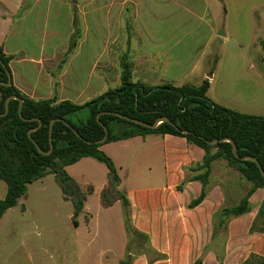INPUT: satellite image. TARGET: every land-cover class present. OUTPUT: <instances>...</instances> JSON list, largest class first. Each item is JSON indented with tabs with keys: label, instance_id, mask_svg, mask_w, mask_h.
I'll return each instance as SVG.
<instances>
[{
	"label": "crops",
	"instance_id": "obj_1",
	"mask_svg": "<svg viewBox=\"0 0 264 264\" xmlns=\"http://www.w3.org/2000/svg\"><path fill=\"white\" fill-rule=\"evenodd\" d=\"M225 1L0 0V46L11 57L13 85L36 101L55 98L84 104L119 85L121 62L118 77L108 72L122 42L126 48L121 59L127 55L133 63L134 82L182 86L197 76L196 85L209 80L208 96L217 78L215 71L210 75L212 52L223 39L218 35V14L228 13ZM75 33L79 34L76 49L66 59ZM262 90L261 83L241 82L229 87L231 99L226 103L214 102L263 116L257 113ZM100 150L113 161L120 178L118 190L128 205L122 201L109 208L101 205L108 184L104 163L84 157L66 167L84 191L92 188L74 228L84 227L90 236L97 214L107 210L116 211L122 233L117 247L100 248L96 255L91 251L81 258L85 264H108V256L116 260L114 264H244L253 255L264 258V232L252 231L264 188L251 193L246 213L219 226L222 211L237 206L252 188L226 160L212 162L204 187L197 177L205 170L197 167L203 164L205 151L185 137L135 136L106 143ZM95 161L100 163L96 164L98 186L96 177L80 176L82 168ZM77 169L81 170L77 173ZM204 191L203 199L193 205ZM91 197L97 200L96 211L90 207Z\"/></svg>",
	"mask_w": 264,
	"mask_h": 264
},
{
	"label": "trees",
	"instance_id": "obj_2",
	"mask_svg": "<svg viewBox=\"0 0 264 264\" xmlns=\"http://www.w3.org/2000/svg\"><path fill=\"white\" fill-rule=\"evenodd\" d=\"M78 38L79 34L75 33L65 55L66 59L76 49ZM261 44L264 49V40ZM10 60L11 57L7 56L0 46V83H5L0 85L3 97L0 102V114L6 112V99L17 96L23 100L22 116L25 119L35 120L26 122L21 119L18 100H10L8 113L0 116V179L7 186L6 196L0 200V220L25 195L27 184L53 174L62 189L63 199L73 206L72 223L77 227V219L83 212L85 201L92 188L84 191L67 173L66 167L84 157L95 158L104 163L108 169V184L101 193V205L109 208L117 201H122L127 206L126 196L118 190L120 178L116 167L100 147L109 142L150 134L181 136L200 146L205 151V158L197 169H204L205 172L197 179L202 181L204 187L208 182L212 162L219 159L226 160L230 167L252 184L248 194L237 206L222 211L218 217L220 227L225 225L227 218L246 213L251 193L257 188H264V178L255 163L237 159L228 142L215 145L208 143L212 140L231 138L236 144L239 156L255 157L264 170V115L242 114L215 103L207 96L209 80L203 81L200 85L182 86L171 83L150 86L142 82H134L133 63L127 55H124L121 59L119 85L108 89L98 97L84 104L58 102L55 98L36 101L19 91L13 83L10 86L6 85L11 77ZM108 112L137 119L147 125H152L158 118L166 117L172 124L162 123L157 128L150 129ZM99 114H101L100 121L108 128L109 135L104 144L97 145L94 142L105 135L103 126L97 121ZM36 119L42 122V126L32 133V138L44 152L50 150V122L54 119L62 120L53 126L54 150L49 156L41 155L28 137V132L39 126ZM72 129L84 140L92 143H86L78 138ZM182 131H188L190 134H183ZM204 195L205 191L193 205L198 204ZM252 231L264 232V202ZM244 264H264V258L253 255Z\"/></svg>",
	"mask_w": 264,
	"mask_h": 264
},
{
	"label": "rangeland",
	"instance_id": "obj_3",
	"mask_svg": "<svg viewBox=\"0 0 264 264\" xmlns=\"http://www.w3.org/2000/svg\"><path fill=\"white\" fill-rule=\"evenodd\" d=\"M225 4L228 13H219L218 20L227 37L221 39L223 43L217 42L214 46L210 75L215 71L217 78L208 93V97L213 101L218 99L219 104L231 99L228 94L231 85L234 88L241 82L264 85V49L261 44L264 40V0H226ZM75 25L80 27V24ZM125 48L124 42L117 47L108 76H119ZM186 83L196 85L200 80L195 76ZM260 107L257 113L264 115V90L261 91ZM96 164L100 163L87 164L80 176L83 175L85 180L86 176L96 177L94 183L98 186L100 169ZM101 166L105 168V165ZM80 170L77 169V173ZM74 172L71 170L73 175ZM80 183L85 184L84 180ZM6 193L7 186L0 179V199H4ZM89 202L96 211L97 200L95 202L91 197ZM72 216L73 206L63 199L62 189L53 174L27 184L25 195L0 220V264H85L87 262L81 258L85 259L91 251L96 255L100 248L110 249L121 243L116 211L101 210L97 214L91 237L84 227L74 228ZM137 238L144 241L140 236ZM106 260L108 264L116 261L112 257L109 260V256Z\"/></svg>",
	"mask_w": 264,
	"mask_h": 264
},
{
	"label": "water",
	"instance_id": "obj_4",
	"mask_svg": "<svg viewBox=\"0 0 264 264\" xmlns=\"http://www.w3.org/2000/svg\"><path fill=\"white\" fill-rule=\"evenodd\" d=\"M218 35L221 36V37H225V32H224V30H222ZM0 62H1V61H0ZM3 67H4V64H3ZM3 84H5V83H0V85H3ZM11 84H12V78L10 77V79H9V81L6 83V85L10 86ZM2 99H3V97H2V92L0 91V102L2 101ZM10 100H18V101H19V103H20V104H19V116L21 117V119H22L23 121L29 122V121H33V120H35V119H32V120H30V119H25V118L22 116L23 100H22L21 98L17 97V96H11V97H9V98L6 99V101H5L6 112H5L4 114H0V116H5V115L8 113V111H9V101H10ZM108 113H111V114H113V115H115V116H117V117H119V118H121V119H124V120H126V121H130V122H133V123H135V124H138V125H141V126H144V127L150 128V129H155V128H157L160 124H162V123H169V124H172V123L170 122V120H169L168 118H166V117L158 118V119H157L152 125H147L146 123H143V122H141V121H139V120H137V119H133V118H130V117H128V116H125V115H122V114H119V113H112V112H108ZM100 117H101V114H99V115L97 116V121H98V123H99L100 125L103 126L104 131H105V135H104V137H103L102 139H100V140L94 142V143L97 144V145H99V144H104V143L107 141V139H108V135H109L108 128H107L106 126H104V125L101 123V121H100ZM36 120H38V119H36ZM59 121H62V120H61V119H54V120H52V121L50 122V126H49V142H50V150H49V152H44L43 150H41L40 147L38 146V144H37V143L35 142V140L32 138V133L35 132V131H37V130L42 126V122H41L40 120H38V122H39V126H38V128L31 129V130L28 132V137H29V139L31 140V142H33V144L35 145L36 149L38 150V152H39L41 155L49 156V155L52 154V152H53V150H54V145H53V126H54V124H55L56 122H59ZM66 125L69 126L68 124H66ZM174 127H175L176 130H179L178 127H176V126H174ZM72 130L74 131L75 135H76L78 138L82 139V140L85 141L86 143H89V144L92 143V142H90V141H86V140H84V139L79 135V133L76 132L74 129H72ZM182 132H183V134H190V132H188V131H182ZM223 142H228V143L231 144V146H232V152H233L234 156H235L237 159H239V160H241V161H251V162L255 163V164L257 165V167L259 168L261 175H262L263 178H264V170H263V168L261 167L259 161H258L255 157H252V156H244V157L239 156L238 153H237L236 144H235L234 140H232L231 138H222V139H218V140H212V141H209L208 143L211 144V145H215V144L223 143Z\"/></svg>",
	"mask_w": 264,
	"mask_h": 264
}]
</instances>
